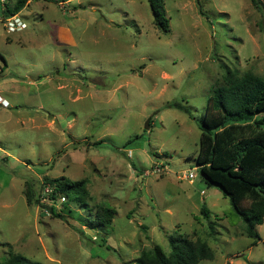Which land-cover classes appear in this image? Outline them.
I'll use <instances>...</instances> for the list:
<instances>
[{
    "label": "rangeland",
    "instance_id": "obj_1",
    "mask_svg": "<svg viewBox=\"0 0 264 264\" xmlns=\"http://www.w3.org/2000/svg\"><path fill=\"white\" fill-rule=\"evenodd\" d=\"M4 2L0 261L12 250L41 264H133L155 244L169 254L180 232L213 248L198 264H264V222L254 244L230 198L202 180L198 121L171 105L199 119L227 70L264 77V0H165L168 32L149 0H32L26 28L8 32ZM189 171L193 182L179 178ZM46 176L87 179L90 208H115L112 223L91 232L81 205L57 202L55 217L28 204L26 182L38 191Z\"/></svg>",
    "mask_w": 264,
    "mask_h": 264
},
{
    "label": "trees",
    "instance_id": "obj_2",
    "mask_svg": "<svg viewBox=\"0 0 264 264\" xmlns=\"http://www.w3.org/2000/svg\"><path fill=\"white\" fill-rule=\"evenodd\" d=\"M32 0H5L1 7L2 17L18 14ZM56 4L70 0H44ZM2 2V0H0ZM153 10L154 23L164 31L170 30L165 0H149ZM2 5V3H1ZM201 13L202 10H200ZM7 66V63H5ZM188 113L198 121L201 136L196 156L203 182L209 187L218 186L246 225L245 233L254 238V244L261 240L258 225L264 222V77L252 71L240 74L227 70L222 84L216 85L208 96L202 116L197 119L184 104H171ZM151 120L147 121L150 123ZM50 184L52 191L47 195L53 204L41 202L40 191ZM87 179L70 180L66 176L44 177L39 190L27 181L24 190L28 204H40L55 217L62 215L56 204L61 196L66 202L81 205L89 213L87 226L96 231L112 223L116 209L109 205L90 208V193ZM201 213L210 216L207 206ZM213 227V223L209 224ZM86 227L78 228L86 234ZM171 252L168 254L161 245L155 244L143 249L133 264H198L201 260L214 258V250L202 238L194 239L180 232L170 234ZM41 264L30 262L20 254L9 252L0 264Z\"/></svg>",
    "mask_w": 264,
    "mask_h": 264
},
{
    "label": "built area",
    "instance_id": "obj_3",
    "mask_svg": "<svg viewBox=\"0 0 264 264\" xmlns=\"http://www.w3.org/2000/svg\"><path fill=\"white\" fill-rule=\"evenodd\" d=\"M5 1V0H2ZM4 25L7 29L8 32H14V31H18V30H23L26 28V23L20 18L19 13L15 14L13 16H9L7 18L4 19ZM1 99V97H0ZM2 104L4 106H8L9 105V101L6 99H1ZM161 170L166 171L167 169L165 168L164 165H162V167H160L159 165H157L154 168V172L161 174ZM196 177V174L193 171H189V172H185L183 174L179 175L180 179H188L191 182L194 181V178ZM52 191V186L50 184H46L43 187V190H41V202H48L50 200H48L47 195ZM44 200V201H42ZM67 201V197L66 196H61L58 199V203L60 202H66Z\"/></svg>",
    "mask_w": 264,
    "mask_h": 264
},
{
    "label": "water",
    "instance_id": "obj_4",
    "mask_svg": "<svg viewBox=\"0 0 264 264\" xmlns=\"http://www.w3.org/2000/svg\"><path fill=\"white\" fill-rule=\"evenodd\" d=\"M90 231L93 232L92 229Z\"/></svg>",
    "mask_w": 264,
    "mask_h": 264
},
{
    "label": "crops",
    "instance_id": "obj_5",
    "mask_svg": "<svg viewBox=\"0 0 264 264\" xmlns=\"http://www.w3.org/2000/svg\"><path fill=\"white\" fill-rule=\"evenodd\" d=\"M6 99V98H5ZM7 100V99H6ZM53 121V120H52ZM50 123V122H49Z\"/></svg>",
    "mask_w": 264,
    "mask_h": 264
}]
</instances>
